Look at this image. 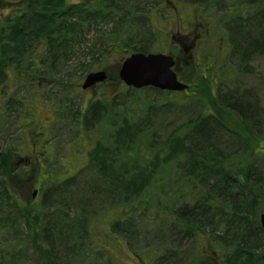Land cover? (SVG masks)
<instances>
[{
	"label": "rangeland",
	"instance_id": "1",
	"mask_svg": "<svg viewBox=\"0 0 264 264\" xmlns=\"http://www.w3.org/2000/svg\"><path fill=\"white\" fill-rule=\"evenodd\" d=\"M66 1L73 3L77 0ZM222 3L225 6L227 4V10H231L232 7L239 9V13L243 10L264 11V0H255L251 3L246 0H235V4L228 1L226 3V0L224 2L222 0H205L203 5L197 6L208 11L206 19L216 28ZM157 5V0H125L123 8L127 10L128 18L123 20L121 27L119 26L117 29H120L119 32H126V34H138L135 27H141L144 31L150 28L155 32L157 38L152 39V47H160V51L171 53L177 58L179 51L169 45L175 41L167 42L163 33L159 32V28L165 23L168 24L171 18L166 12L164 15L167 17L157 15ZM7 10L5 5H0V16L7 15L9 13ZM257 21L255 20V22ZM111 27L114 25L110 21V23L98 24L95 28L106 31ZM172 29L173 26H169L167 31ZM95 33L94 30L93 35ZM224 35L226 36L225 33ZM235 35L231 34L235 43L234 52L212 69L215 83L209 87L219 99L215 97V100L212 97L217 107L221 106L226 109L223 116L225 124L235 135L234 137L232 134L217 131L216 148L222 150V155H216L215 159L222 160L225 158L223 154H226V156H230L228 159L237 161V164H241L242 161L247 164L252 162L264 173V56L259 54V56L250 59L242 58L244 53L237 45ZM184 39L186 37L182 38L181 42ZM134 42L135 40L132 42V46H134ZM97 43L103 44L104 39L98 38ZM105 44L107 45L106 51L101 59L96 50H94V56L90 52L87 53L86 46L76 51L70 57L69 68L64 72V75L63 71L59 77L56 75L55 83L46 88L50 96L48 100L44 99V93L38 92L37 85L34 83L35 80L38 81V77L31 79L32 76L28 69L24 73L14 75L15 77L19 76L21 79L19 82L13 80V73L9 72L8 75L11 76L9 81L0 85V151L15 146L13 155L15 164L12 169L16 176V181L11 184L14 197L8 203L6 199H0V218L15 219L11 226H3L5 221L0 219L2 222L0 223V264H45L46 260L33 245L32 237H35L36 243L46 247L44 231L41 228L45 225L47 227L50 220H53L52 223L58 222L57 218L60 222L68 220L71 227L82 224L80 229L88 232L84 235L78 233L77 236H73L67 241L69 248L76 243L74 252L72 250L71 252L70 249L66 250L63 246L59 247L58 242L55 241V250L58 249L59 253L57 259H60L57 264H109V260L112 264H181L195 250L193 236L180 231L181 223L174 215L157 213L158 200L162 205L171 209H181L184 203L183 199L172 196L171 189L179 185L184 177H187V170L184 168L185 155L173 157L169 163L159 162L158 165H150L147 160L153 159L159 151V146L164 148L172 132H177L179 128L185 127L190 119L195 121L200 115L207 117L214 113L209 106L206 92L201 89L202 87L200 88L196 81L188 82L191 89L185 93L170 95H166L164 92L159 93L151 88H143L136 93L134 89L127 88L120 83L112 86L106 85L110 82H102L92 88L81 89L80 85L85 76L92 72L85 68L95 59L102 62L104 68L100 70L109 74L116 72L115 60L119 55H112L111 40L105 38ZM180 55L183 57L186 54ZM35 70L45 72L44 67ZM73 70H75L72 75L74 77L67 75V72L71 73ZM195 71L196 73L200 72L201 67H196ZM75 78L78 79L76 87L74 86L77 81ZM66 79L70 80L69 90L64 88ZM107 86L113 87L111 93L116 95L115 105L113 106L111 100L110 106L106 105V108L110 110V115L112 110L111 120L116 122L117 116L122 112H124V117H127L130 108L133 107L135 113H133L132 119L138 122L139 127H137V133L140 136L145 133L150 136L145 135L142 138H137L138 142H136V136L132 135L133 142L121 144L115 140L116 129L111 125L112 123L103 122L100 125L90 123L89 126H80L85 111V99H95L108 88ZM230 94L246 96L250 102L257 104L258 111L256 109L255 112H259L256 117L259 122L258 130L256 128L251 130L252 137L249 134L247 135L249 137L244 135L246 128L248 129L247 125L243 124L244 121L241 118L237 119L233 114V109L226 105L231 100ZM222 96L225 99L226 96L229 98L224 100ZM220 97L224 104L220 101ZM34 101L39 102L40 107L44 106L46 110L43 112V109H40L39 112L42 114L41 122L48 121V129L47 132H44L43 139H41L40 133H43L44 129L37 128V122L34 121ZM45 101L48 108L42 105V102ZM232 104L242 112H253L243 102L240 103L233 98ZM239 110L237 112L242 115ZM26 111L29 113L27 116H25ZM45 116H48L49 119ZM52 116L55 120L50 125L49 120ZM202 118L200 119L202 120ZM32 125L37 128L36 139L38 141L41 139L39 146L37 144V153H30L33 140L26 136L27 130ZM206 129L205 133L208 135L210 125L206 124ZM33 130L35 129L33 128ZM245 136L246 139L250 138V141L247 142ZM96 140L101 143V146L113 149V154H115L113 161H116V164L106 180L103 176V182L97 181L98 174L90 171L92 161H89L88 154L92 153L90 149ZM188 141L186 140L185 143ZM239 142L241 143L237 147ZM18 154L23 157L22 160L17 157ZM136 160L142 161L141 165L143 168L147 166L148 172L155 168L156 176L163 175L165 177L159 186L156 183V188H147V193L139 196L132 194L128 198L127 193L123 192L122 194L119 189L120 185L125 182L124 180L128 178V173H122L121 169L128 167V164L134 165ZM110 164L112 166V162ZM26 168L28 170L22 172ZM36 170H39L40 174L36 173ZM38 174L39 176H37ZM119 175L123 177L122 180L116 179ZM73 176L75 178H71ZM24 177L27 178L25 184L22 183ZM93 178H96L94 182L98 183V190H102L103 195L88 200L90 194L82 192V190L88 189L86 184H89ZM62 186H65L66 189L69 188L68 192L79 191L80 193H77L78 196L75 195V197L62 194V198L66 202L65 205L59 203L54 195L52 201H46L42 197L50 187L59 188L61 192ZM125 186L123 185V191H126ZM108 187L109 190L116 188L117 194L108 196L106 194ZM35 189H38V192L33 198L32 193ZM85 193L88 194V197L85 196ZM15 199L19 207L23 209L22 214L16 210L15 206L10 205ZM129 210L134 221L132 222L133 227L132 225L131 228L125 226L123 230H120L118 226L122 227L121 221L128 222L127 212ZM139 215L142 216V220L137 222ZM30 221L35 223L36 229H33V226L30 229L27 228V222ZM111 226L112 230H110ZM138 228L139 231L135 232ZM218 229L219 231L223 230L222 224ZM28 232H30V236ZM55 238L57 239V237ZM149 252H151V256Z\"/></svg>",
	"mask_w": 264,
	"mask_h": 264
},
{
	"label": "trees",
	"instance_id": "2",
	"mask_svg": "<svg viewBox=\"0 0 264 264\" xmlns=\"http://www.w3.org/2000/svg\"><path fill=\"white\" fill-rule=\"evenodd\" d=\"M124 1L84 0L79 4H73L66 0H0V5H5L9 11L7 15L0 16V85L9 81L11 77L8 75L9 72L13 73V80L19 82L21 80L19 76L15 77L14 75L24 73L28 69L33 77L38 76L40 78L42 88L44 87L43 89L46 90L51 85L49 81L54 79L56 75L58 76V73L60 76L63 71L64 75V72L69 68L68 61L76 51L86 46L87 53L90 52L94 56V50H96L101 59L107 46L105 38L112 42V55H119L115 60L116 72L107 73L110 84L106 85H117L119 82L117 71L123 58L132 52L148 53L158 50L152 47V39L157 38L155 32L150 28V30L144 31L137 26L135 28L138 34L119 32L120 29L117 28L121 27V22L128 18V12L123 8ZM110 21L114 27L106 31L95 28L98 24L110 23ZM139 26L141 25L139 24ZM247 26L235 35L237 45L244 53L242 58L250 59L259 56V54L264 56V11L259 15L257 23L254 22V24ZM94 30L96 33L93 35ZM123 34L125 35L123 36ZM98 38L104 39V43L98 44ZM134 40V46H132ZM198 66L201 67V64L197 60L185 61L184 64L180 63L177 66L179 77L187 84H190L188 82H198L200 88L202 87L201 89L206 92L209 106L214 113L207 117L200 115L195 121L190 119L185 127L179 128L177 132H172L164 148L159 146V151L153 159L147 160L150 165H158L159 162L169 163L173 157L179 155H185L186 158L184 168L187 170V177H184L179 185L171 189L172 196L184 200L181 209L167 208L158 200L157 213L174 215L181 223L180 231L193 236L195 250L181 264H264V230L259 219L264 204V173L254 163L247 164L242 161L241 164H237V161L228 159L230 156H226V154H223L225 158L222 160L215 159L216 155H222V150L216 148L218 132L232 134L234 137L235 135L226 126L223 118L226 109L221 106L217 107L212 98L214 97L212 90L206 86L202 70L196 73L195 69ZM41 67L45 68V72L35 70ZM102 68H104L102 62L95 59L85 69L90 72ZM74 71L67 72V75L74 77L72 76ZM44 78L47 80L46 82H44ZM76 80L75 87L78 83V79ZM69 81L66 79L64 88L67 90L70 86ZM34 83L40 90L39 82L35 80ZM107 87L95 99V103L88 107L87 116H84L81 122L85 126L93 124V121L96 125L103 122L112 123L111 125L115 126L114 129H116L115 140L119 143L133 142L134 137L132 135L136 136V142H138L137 138H142L148 134L145 133L140 136L137 133L138 122L132 119L135 109L131 107L127 117H124V112H122L117 116L116 122L111 120L112 110L110 115V110L106 108V105L110 106L111 100L114 106L116 95L111 93L113 87ZM151 89L159 93L162 92L154 88ZM138 92L140 91H136V93ZM165 94L170 95L172 93L165 92ZM229 96L231 100L226 105L233 109V114L237 119L241 118L244 121L243 124L247 125L248 129L245 127L246 134L244 135L249 134L252 137L251 130L253 128L258 130L257 124L259 122L256 117L259 112H257V104L250 102L246 96L243 97L238 94H230ZM229 96H226V99L222 97V99L227 100ZM232 98L240 103L243 102L253 112H242L232 104ZM27 115L28 112L26 111L25 116ZM206 124L210 125L208 135L205 133L207 131ZM246 136L244 137L245 140L250 141V138L248 140ZM186 140H189L188 143H185ZM240 143L236 146L238 147ZM129 146L132 147L131 144ZM14 150L15 146H11L0 154V199H6L7 203L14 197V190L11 185L16 181L12 169L15 164ZM91 150L92 153L89 152L88 154L89 161H92L90 171L96 172L98 174L97 181L103 182V176L106 180L116 164V161H113L115 154H113V149L108 146H101L98 140ZM110 162H112V166ZM141 162L136 160L134 165L128 164V167L121 169L122 173H128V178L124 180L125 182L120 185L121 188L119 189L122 194L123 192L127 193L128 198L132 194L139 196L147 193V188H156V183L159 186L160 182L164 180L165 176H156L155 168L148 172L146 170L148 167L143 168ZM27 170L28 168L22 172ZM36 173H39V170H36ZM123 177L119 175L116 179L122 180ZM71 178H75V176ZM95 179L91 180L93 183L90 181L89 184H86L87 190H82V192L90 194L88 197V194L85 193L88 200L103 195L102 190H98L99 185L94 182ZM22 183H27L26 177L22 179ZM123 185H126V191H123ZM62 189L60 192L59 188L50 187L42 197L46 201H52L54 195L59 203L65 205L66 202L62 198V194L75 197V195L78 196L77 193H80L79 191L68 192L69 188L66 189L65 186H62ZM113 189L109 190L108 187L106 194L108 196L117 194V189ZM11 204L22 214L23 209L19 207L16 199ZM128 212V222L122 220V227L118 226L120 230H123L125 226L131 228L132 225L133 227L132 222L134 221L130 215V210ZM0 219L5 221L3 226H11L15 220L10 217ZM121 219H123L122 216ZM56 220L58 222L55 223H52L53 220L48 221L47 227L46 225L43 228L40 226L41 230L44 231L43 237L46 247L36 243L35 237H32L33 245L46 260L45 264H57L60 260L57 259L59 253L57 252L58 249L55 250V241L58 242L59 247L63 246L66 250L70 249L74 252L76 243L69 248L67 241L71 237L77 236L78 233L83 235L88 233L80 229L82 224H78V229V226L71 227L70 223L67 222L68 220L65 222H60L58 218ZM141 220L142 216L139 215L137 222ZM220 224L223 226L221 231L218 229ZM32 226L33 229L37 228L32 221L27 222V228L30 229ZM110 230H112V226ZM137 230L139 231V228L135 232ZM150 254L151 252H149ZM152 255H154L153 252ZM109 264H112L110 260Z\"/></svg>",
	"mask_w": 264,
	"mask_h": 264
},
{
	"label": "flooded vegetation",
	"instance_id": "3",
	"mask_svg": "<svg viewBox=\"0 0 264 264\" xmlns=\"http://www.w3.org/2000/svg\"><path fill=\"white\" fill-rule=\"evenodd\" d=\"M222 1L224 2V0ZM227 1L233 2V4H235V0H226V3ZM246 1L250 3L255 2L254 0ZM79 2H81V0H77L76 2H73V4H79ZM157 2L158 5L156 8V14L160 17H163L165 16L164 13L166 12L169 13V17L171 18L169 19L170 22L168 24L165 23L161 28H159V32L163 33L167 42L172 40L175 41L173 44L170 43L169 45L175 47L180 54H186L181 57V55L177 52V59L179 63L184 64L185 61H199L202 66L203 78L205 79L208 89L215 83L214 77H212V69L215 66H218L221 60L229 57L231 53L234 52L235 43L233 37H231V34H237L240 30H244L246 27H248V24H254L255 20H258L259 15L262 14L261 11L257 10H243L241 13H239V9H233L232 7L231 10H227V4L225 6L222 3V7L219 11L220 15L218 18V27L216 28L206 19L208 11L203 10L201 6H197L203 5L205 0H157ZM169 26H173V29L167 31L169 30ZM185 37L186 39L181 42V39ZM188 39L190 40L188 41ZM188 42H190L189 45ZM189 47L190 49H188ZM190 58H192V60H188ZM30 78L34 79L35 77L32 76ZM54 79H51L49 82L54 84ZM46 81L47 80L45 79L44 82ZM37 82H39V88L41 89L38 92L44 93V99L48 100V97H50L49 93L47 90L43 89L44 87L42 88V83L40 82L39 77ZM214 97L217 98V95L214 94ZM95 99H85V111L82 120L84 119V116H87L86 111L88 107L95 103ZM34 105V121L37 122V128L41 127V129H44L42 130L43 133H40V137L43 139V137H45L44 132H47L48 129V121L42 123L40 119L42 114H39V112L40 109H43V112L46 110L44 106L40 107L39 102L34 101ZM42 105L47 106L46 101L42 102ZM45 117L49 119L48 116ZM54 120V116H52L49 120V124L51 125ZM93 124L96 123L93 121ZM80 126L85 125L81 122ZM33 128L35 130H33ZM37 128L32 125V127L27 130L26 136H29V138L33 140L30 153L38 152L37 144L39 146L41 139L39 141L36 139Z\"/></svg>",
	"mask_w": 264,
	"mask_h": 264
},
{
	"label": "water",
	"instance_id": "4",
	"mask_svg": "<svg viewBox=\"0 0 264 264\" xmlns=\"http://www.w3.org/2000/svg\"><path fill=\"white\" fill-rule=\"evenodd\" d=\"M175 61L171 55L163 53L135 52L126 57L119 68L118 76L127 86L136 89L154 87L160 90L183 91L188 86L177 79L172 69ZM107 74L104 70L88 73L81 85L87 89L99 82L105 81ZM36 191L33 193L35 196ZM261 227L264 229V209L260 217Z\"/></svg>",
	"mask_w": 264,
	"mask_h": 264
}]
</instances>
